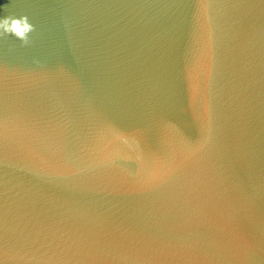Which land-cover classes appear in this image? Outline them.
<instances>
[{"label": "water", "instance_id": "1", "mask_svg": "<svg viewBox=\"0 0 264 264\" xmlns=\"http://www.w3.org/2000/svg\"><path fill=\"white\" fill-rule=\"evenodd\" d=\"M0 264H264V0H0Z\"/></svg>", "mask_w": 264, "mask_h": 264}, {"label": "clouds", "instance_id": "2", "mask_svg": "<svg viewBox=\"0 0 264 264\" xmlns=\"http://www.w3.org/2000/svg\"><path fill=\"white\" fill-rule=\"evenodd\" d=\"M35 31V25L26 14H12L0 16V36L13 34L23 44L31 43L30 34Z\"/></svg>", "mask_w": 264, "mask_h": 264}]
</instances>
